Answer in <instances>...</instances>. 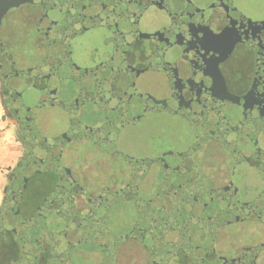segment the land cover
<instances>
[{"label": "flooded vegetation", "instance_id": "1", "mask_svg": "<svg viewBox=\"0 0 264 264\" xmlns=\"http://www.w3.org/2000/svg\"><path fill=\"white\" fill-rule=\"evenodd\" d=\"M0 102L8 264H264V0H0Z\"/></svg>", "mask_w": 264, "mask_h": 264}, {"label": "crops", "instance_id": "2", "mask_svg": "<svg viewBox=\"0 0 264 264\" xmlns=\"http://www.w3.org/2000/svg\"><path fill=\"white\" fill-rule=\"evenodd\" d=\"M20 156V145L12 126L4 116V110L0 102V209L6 197L10 170L16 166Z\"/></svg>", "mask_w": 264, "mask_h": 264}, {"label": "water", "instance_id": "3", "mask_svg": "<svg viewBox=\"0 0 264 264\" xmlns=\"http://www.w3.org/2000/svg\"><path fill=\"white\" fill-rule=\"evenodd\" d=\"M15 198V197H14ZM21 209L18 207L0 222V264L15 263V252H17V241L13 237V231L18 221ZM8 248V249H7ZM9 250H12L11 252ZM10 255V256H9Z\"/></svg>", "mask_w": 264, "mask_h": 264}]
</instances>
